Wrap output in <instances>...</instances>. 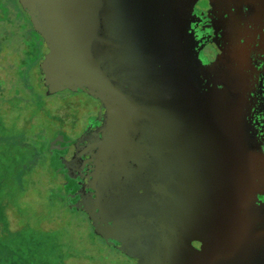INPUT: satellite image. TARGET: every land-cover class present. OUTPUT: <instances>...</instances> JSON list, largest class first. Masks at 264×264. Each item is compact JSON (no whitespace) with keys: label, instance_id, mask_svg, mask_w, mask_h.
Here are the masks:
<instances>
[{"label":"water","instance_id":"obj_1","mask_svg":"<svg viewBox=\"0 0 264 264\" xmlns=\"http://www.w3.org/2000/svg\"><path fill=\"white\" fill-rule=\"evenodd\" d=\"M21 1L42 36L41 84L99 103L98 124L50 149L69 208L136 264H264L261 147L235 69L221 88L203 77L197 0Z\"/></svg>","mask_w":264,"mask_h":264},{"label":"rangeland","instance_id":"obj_2","mask_svg":"<svg viewBox=\"0 0 264 264\" xmlns=\"http://www.w3.org/2000/svg\"><path fill=\"white\" fill-rule=\"evenodd\" d=\"M20 60L16 43H6L0 55V264H136L99 241L87 215L52 190L59 186L65 194L55 170L62 152L50 149H62L65 137L69 142L85 127L95 100L82 91L51 93L40 82L37 57V74L32 70L27 85L17 71Z\"/></svg>","mask_w":264,"mask_h":264},{"label":"flooded vegetation","instance_id":"obj_3","mask_svg":"<svg viewBox=\"0 0 264 264\" xmlns=\"http://www.w3.org/2000/svg\"><path fill=\"white\" fill-rule=\"evenodd\" d=\"M187 17L194 49L201 52L206 66H213V70L204 69L206 83L209 80L211 86L221 88L218 76L222 70L231 71L234 68L239 75V85L245 91L247 128L261 147L264 170V0H197ZM215 63H218L217 66H214ZM93 99V109L85 116V127L75 137L69 136V142L65 137L62 149L78 139L91 122L98 124L95 117L99 112V103L96 98ZM57 160L60 166L63 163L61 156ZM55 170L58 171V168ZM58 176L64 188L68 183L66 175L60 173ZM79 180L70 182V188L78 185ZM259 197L264 201V194Z\"/></svg>","mask_w":264,"mask_h":264},{"label":"trees","instance_id":"obj_4","mask_svg":"<svg viewBox=\"0 0 264 264\" xmlns=\"http://www.w3.org/2000/svg\"><path fill=\"white\" fill-rule=\"evenodd\" d=\"M11 41L16 43L21 50V60L17 66L19 78L25 81L27 85H31L32 70L34 71V75L37 74L35 70L36 57L40 63L42 36L33 27L29 13L25 10L21 0H0V55L5 44ZM27 168L28 165L22 166L21 172L23 171L25 173ZM52 190L56 192V196L60 199L63 197L64 200L65 198L64 201L66 202L65 189L63 191V193L65 192L64 196L62 195V188L59 186L53 187ZM50 217L53 218V216ZM65 230L66 234H71V228L69 226H66ZM71 235L69 237L74 238L75 234L72 233ZM80 239L82 241V237ZM98 239L103 242L100 237Z\"/></svg>","mask_w":264,"mask_h":264}]
</instances>
